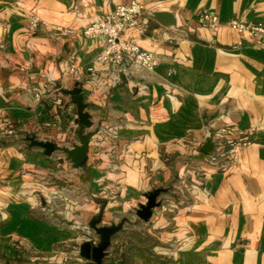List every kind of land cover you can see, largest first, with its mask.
Listing matches in <instances>:
<instances>
[{
  "label": "crops",
  "instance_id": "1",
  "mask_svg": "<svg viewBox=\"0 0 264 264\" xmlns=\"http://www.w3.org/2000/svg\"><path fill=\"white\" fill-rule=\"evenodd\" d=\"M129 1L0 0V264H87L78 247L102 204L100 226L125 220L108 260L264 264V48L227 26L264 24V0H133L147 26L123 38L157 65L116 75L94 61L104 39L80 30ZM201 12L217 25L201 26ZM29 14L40 20L32 31ZM60 90H78L89 127ZM229 128L252 130V143L220 170L200 148L221 129L234 139ZM88 134L74 168L60 149ZM153 191L142 221L134 211Z\"/></svg>",
  "mask_w": 264,
  "mask_h": 264
},
{
  "label": "built area",
  "instance_id": "2",
  "mask_svg": "<svg viewBox=\"0 0 264 264\" xmlns=\"http://www.w3.org/2000/svg\"><path fill=\"white\" fill-rule=\"evenodd\" d=\"M148 17L149 14L145 12L143 5L131 0L125 4L117 5L112 12L102 15L98 20L83 27L80 30V35L89 40L97 37L104 39L105 44L95 56L94 61L109 66L116 75L125 73L131 67L149 71L157 65V57L151 52L141 50L134 41L123 38L124 32L127 30L138 27L145 29ZM197 20L203 27H214L218 23L217 16L208 12H201L197 16ZM39 24V18L34 14H29L26 28L32 31ZM227 26L235 33L245 34L251 38L255 46L264 48V24L260 22L246 23L232 19L227 22ZM87 72L90 74L91 68H88ZM55 103L59 105L60 100H55ZM228 131L234 132L236 137L230 140L223 139L226 129H221L213 134L207 133L205 136L211 144L210 150L205 155V160L220 170L232 165L233 157L252 143V130L229 128ZM6 133L10 135L13 132L11 129H7ZM54 196L52 194L53 198ZM41 210L50 212L45 206H41ZM85 240L90 244L96 242L94 236L86 237Z\"/></svg>",
  "mask_w": 264,
  "mask_h": 264
},
{
  "label": "water",
  "instance_id": "3",
  "mask_svg": "<svg viewBox=\"0 0 264 264\" xmlns=\"http://www.w3.org/2000/svg\"><path fill=\"white\" fill-rule=\"evenodd\" d=\"M154 17L166 26L174 24L173 18L166 13H156ZM60 93L71 96V100L76 108V118L78 124L83 127H89L90 124L88 122L87 115L82 112L84 106L76 97L78 90H60ZM89 137V134L84 137L79 136L78 145L73 146L71 149H60V151L66 155L67 159L72 162L74 168H78L85 158L86 146ZM28 140L31 142L32 146L42 148L45 155H49L54 149L53 145L49 142L35 141L32 138H28ZM210 148V143L205 142L202 144L200 151L206 154ZM158 193V191H153L145 196V204L138 205L137 209L134 211L136 217L142 221H146L149 218L151 209L157 206V203H155L154 200ZM103 208L104 204H102L96 216H94V218L87 225V230L92 232L93 236L96 238L95 244H90L89 241L85 240L78 247V255L80 258L85 260L87 264H120V262L108 260L106 257L107 249L110 247V240L121 230L125 220H120L118 223L108 226H100L99 224Z\"/></svg>",
  "mask_w": 264,
  "mask_h": 264
},
{
  "label": "rangeland",
  "instance_id": "4",
  "mask_svg": "<svg viewBox=\"0 0 264 264\" xmlns=\"http://www.w3.org/2000/svg\"><path fill=\"white\" fill-rule=\"evenodd\" d=\"M50 261H52V260H50ZM33 264H50L49 262L47 263V261H42V260H40V261H36V262H34ZM53 264V263H52Z\"/></svg>",
  "mask_w": 264,
  "mask_h": 264
}]
</instances>
